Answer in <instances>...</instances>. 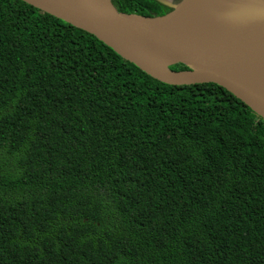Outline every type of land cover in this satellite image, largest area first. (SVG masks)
<instances>
[{
	"label": "trees",
	"instance_id": "16d2710c",
	"mask_svg": "<svg viewBox=\"0 0 264 264\" xmlns=\"http://www.w3.org/2000/svg\"><path fill=\"white\" fill-rule=\"evenodd\" d=\"M0 264H264V120L0 0Z\"/></svg>",
	"mask_w": 264,
	"mask_h": 264
},
{
	"label": "water",
	"instance_id": "95a60500",
	"mask_svg": "<svg viewBox=\"0 0 264 264\" xmlns=\"http://www.w3.org/2000/svg\"><path fill=\"white\" fill-rule=\"evenodd\" d=\"M83 29L160 82L216 84L264 120V0H227L253 26L245 33L202 19L200 0H171L162 15L127 13L112 0H23ZM234 9V8H233ZM183 64L184 70H174Z\"/></svg>",
	"mask_w": 264,
	"mask_h": 264
},
{
	"label": "bare ground",
	"instance_id": "6f19581e",
	"mask_svg": "<svg viewBox=\"0 0 264 264\" xmlns=\"http://www.w3.org/2000/svg\"><path fill=\"white\" fill-rule=\"evenodd\" d=\"M171 2V0H169ZM227 0H200L196 5L198 17L210 22L218 23L226 28L238 30L245 33L253 32V26L245 19L237 8L230 6ZM250 42L258 43L264 41L260 35H248Z\"/></svg>",
	"mask_w": 264,
	"mask_h": 264
},
{
	"label": "rangeland",
	"instance_id": "374dc122",
	"mask_svg": "<svg viewBox=\"0 0 264 264\" xmlns=\"http://www.w3.org/2000/svg\"><path fill=\"white\" fill-rule=\"evenodd\" d=\"M163 1H165V2H167V3H170V1L169 0H163ZM174 1V0H173Z\"/></svg>",
	"mask_w": 264,
	"mask_h": 264
}]
</instances>
